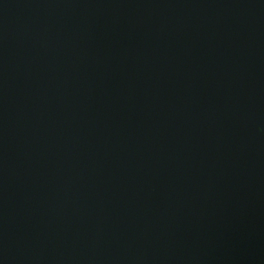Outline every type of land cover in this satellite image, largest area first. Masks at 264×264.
<instances>
[{
	"label": "water",
	"instance_id": "95a60500",
	"mask_svg": "<svg viewBox=\"0 0 264 264\" xmlns=\"http://www.w3.org/2000/svg\"><path fill=\"white\" fill-rule=\"evenodd\" d=\"M0 264H264V0H0Z\"/></svg>",
	"mask_w": 264,
	"mask_h": 264
}]
</instances>
